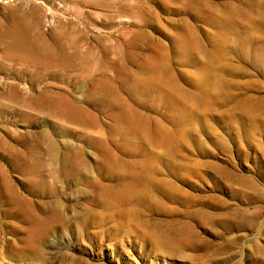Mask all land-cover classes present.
<instances>
[{
	"label": "rangeland",
	"instance_id": "374dc122",
	"mask_svg": "<svg viewBox=\"0 0 264 264\" xmlns=\"http://www.w3.org/2000/svg\"><path fill=\"white\" fill-rule=\"evenodd\" d=\"M0 264H264V0H0Z\"/></svg>",
	"mask_w": 264,
	"mask_h": 264
},
{
	"label": "bare ground",
	"instance_id": "6f19581e",
	"mask_svg": "<svg viewBox=\"0 0 264 264\" xmlns=\"http://www.w3.org/2000/svg\"><path fill=\"white\" fill-rule=\"evenodd\" d=\"M38 9V10H37ZM39 8H36L32 15L23 14L27 22L23 25L14 18V30L12 38H9L11 46L7 47V53L13 57H24L39 64H50L52 62L49 47L44 42L42 35L36 31V27L40 25L41 18H38ZM36 21V23H33ZM34 34V40L30 36V32ZM69 59H65L64 63H69Z\"/></svg>",
	"mask_w": 264,
	"mask_h": 264
}]
</instances>
